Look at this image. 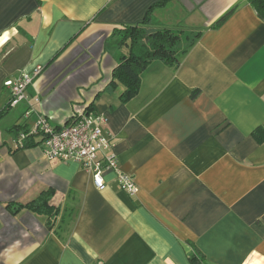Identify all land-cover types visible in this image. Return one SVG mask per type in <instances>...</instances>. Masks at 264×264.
I'll list each match as a JSON object with an SVG mask.
<instances>
[{"label":"crops","instance_id":"0c3cea01","mask_svg":"<svg viewBox=\"0 0 264 264\" xmlns=\"http://www.w3.org/2000/svg\"><path fill=\"white\" fill-rule=\"evenodd\" d=\"M160 1L0 0V264H189L195 252L264 264V22L246 0ZM151 7V27L187 38L176 65L153 60L122 102L109 83L127 47L114 30ZM36 66L24 118L3 83ZM83 113L106 116L136 193L111 170L96 188L38 137L15 146L13 127L36 114L61 126ZM46 190L60 212L52 228L27 206Z\"/></svg>","mask_w":264,"mask_h":264},{"label":"built area","instance_id":"2783aa9c","mask_svg":"<svg viewBox=\"0 0 264 264\" xmlns=\"http://www.w3.org/2000/svg\"><path fill=\"white\" fill-rule=\"evenodd\" d=\"M41 71L42 66H36L31 72L21 71L3 83L10 93L9 107H14L21 101L27 103L28 106L23 112L24 118H29L35 113L27 88ZM34 101H39V97H34ZM106 121L104 114L83 113L64 125L54 126L46 116L36 114L28 128L20 129L16 133L15 146H22L29 135L38 137L47 158L79 162L81 167L90 173L96 188L104 186V171L111 170L115 173L118 188L132 195L138 187L131 175L118 168L117 158L110 152L112 137L104 130Z\"/></svg>","mask_w":264,"mask_h":264},{"label":"trees","instance_id":"16d2710c","mask_svg":"<svg viewBox=\"0 0 264 264\" xmlns=\"http://www.w3.org/2000/svg\"><path fill=\"white\" fill-rule=\"evenodd\" d=\"M169 0H161L154 6L164 5ZM256 11L257 16L264 22V0H246ZM153 6V7H154ZM223 14L216 24L221 23L232 11ZM152 7L146 12L144 18L133 25H121L114 30L120 45L127 47L126 54L122 55L112 72L110 86L119 88V99L124 102L133 97L140 87V75L153 61L161 60L166 64L176 65L181 47L178 46L179 31L175 27H151ZM182 30V29H181ZM26 129L24 125H15L13 130L17 133ZM35 136L29 135L21 147L36 145ZM40 144V140L37 141ZM53 191L46 190L27 203V206L42 214L48 228L54 226L59 208L53 203ZM189 264H206L203 255L195 252L189 256Z\"/></svg>","mask_w":264,"mask_h":264},{"label":"rangeland","instance_id":"374dc122","mask_svg":"<svg viewBox=\"0 0 264 264\" xmlns=\"http://www.w3.org/2000/svg\"><path fill=\"white\" fill-rule=\"evenodd\" d=\"M174 31H175V32H176V31H177V32L179 31V33H178V35H180V36H179L180 38H179V40H178V46H179V45H181L182 41H185V40H186L187 37H186V34H184L183 31H182L180 28H179V29H174ZM182 37H183V38H182Z\"/></svg>","mask_w":264,"mask_h":264}]
</instances>
